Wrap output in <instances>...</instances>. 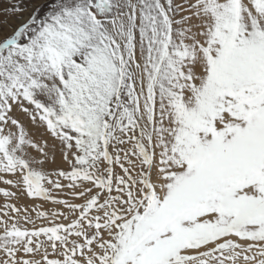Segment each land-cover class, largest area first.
<instances>
[{"label":"snow or ice","instance_id":"1","mask_svg":"<svg viewBox=\"0 0 264 264\" xmlns=\"http://www.w3.org/2000/svg\"><path fill=\"white\" fill-rule=\"evenodd\" d=\"M0 264H264V0H0Z\"/></svg>","mask_w":264,"mask_h":264},{"label":"rangeland","instance_id":"2","mask_svg":"<svg viewBox=\"0 0 264 264\" xmlns=\"http://www.w3.org/2000/svg\"><path fill=\"white\" fill-rule=\"evenodd\" d=\"M0 203H2V200H0Z\"/></svg>","mask_w":264,"mask_h":264}]
</instances>
